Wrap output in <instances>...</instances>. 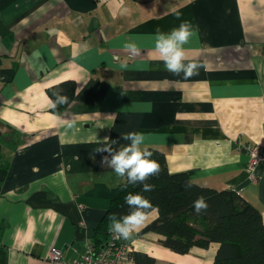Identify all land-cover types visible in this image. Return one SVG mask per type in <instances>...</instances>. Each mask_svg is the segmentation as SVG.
<instances>
[{
	"label": "crops",
	"instance_id": "crops-1",
	"mask_svg": "<svg viewBox=\"0 0 264 264\" xmlns=\"http://www.w3.org/2000/svg\"><path fill=\"white\" fill-rule=\"evenodd\" d=\"M76 82L62 115L47 89ZM0 264L71 262L105 241L125 168L152 146L172 173L233 190L264 222V0H0ZM159 212L116 222L153 264H213L219 243L180 254ZM132 264H138L134 259Z\"/></svg>",
	"mask_w": 264,
	"mask_h": 264
},
{
	"label": "trees",
	"instance_id": "trees-1",
	"mask_svg": "<svg viewBox=\"0 0 264 264\" xmlns=\"http://www.w3.org/2000/svg\"><path fill=\"white\" fill-rule=\"evenodd\" d=\"M76 87L73 80L50 86L47 92L54 104L50 111L62 115ZM1 149L0 141V155ZM125 173L126 180L102 219L106 239L108 228L116 222L157 209L159 221L153 229L164 236L162 244L171 250L186 254L194 246L209 248L216 242L220 247L213 264H264L262 214L238 192L204 187L187 172H170L165 153L152 146L139 151ZM134 259L138 264L154 261L138 252Z\"/></svg>",
	"mask_w": 264,
	"mask_h": 264
},
{
	"label": "built area",
	"instance_id": "built-area-1",
	"mask_svg": "<svg viewBox=\"0 0 264 264\" xmlns=\"http://www.w3.org/2000/svg\"><path fill=\"white\" fill-rule=\"evenodd\" d=\"M250 161L248 172L255 178L257 167L264 166V145L255 144L248 147ZM116 223L108 228L107 239L102 243L89 241L86 251L74 258L71 262L64 260L63 251L54 248L48 258L59 264H132L135 248L124 237V232Z\"/></svg>",
	"mask_w": 264,
	"mask_h": 264
}]
</instances>
